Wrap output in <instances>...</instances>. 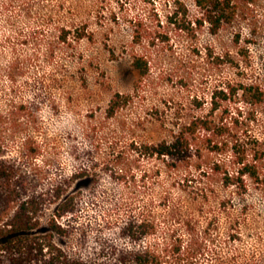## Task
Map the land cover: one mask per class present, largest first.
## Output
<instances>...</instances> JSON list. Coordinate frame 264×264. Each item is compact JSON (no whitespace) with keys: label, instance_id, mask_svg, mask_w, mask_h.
<instances>
[{"label":"rangeland","instance_id":"374dc122","mask_svg":"<svg viewBox=\"0 0 264 264\" xmlns=\"http://www.w3.org/2000/svg\"><path fill=\"white\" fill-rule=\"evenodd\" d=\"M175 1L195 17L193 0H0V159L16 171L15 203L33 197L43 224L54 188L74 197L75 230L60 245L97 256L147 246L162 264H264V187L248 182L239 194L217 176L200 179L192 161L139 155L207 112L225 82L264 89V0L196 39L179 28ZM209 50L229 62H208ZM136 54L150 62L140 83ZM115 93L131 99L108 117ZM227 105L239 133L264 144V100ZM130 216L153 226L141 242L123 232Z\"/></svg>","mask_w":264,"mask_h":264},{"label":"trees","instance_id":"16d2710c","mask_svg":"<svg viewBox=\"0 0 264 264\" xmlns=\"http://www.w3.org/2000/svg\"><path fill=\"white\" fill-rule=\"evenodd\" d=\"M252 0H193L197 13L189 19V9L182 1H175L174 15H180L179 28L196 39L205 25L211 35L232 24L240 4ZM83 35H78L77 40ZM134 42H140L136 35ZM194 55L198 51L193 48ZM208 62H229L228 55L205 53ZM131 70L140 83L150 72L146 55H134ZM239 97L257 104L264 100V89L256 84H235L227 81L211 92L209 109L192 116L185 123L176 125L168 139L141 145L139 155L145 158L185 160L194 162L200 179L217 176L223 187H234L239 194L246 192L248 182L264 187V144L251 133H239L238 119L229 111L228 103ZM129 95L115 93L110 99L106 113L112 117L130 101ZM197 100V99H196ZM194 101L202 110L203 103ZM229 153L231 161L221 157ZM206 167L207 169H205ZM82 174V173H79ZM82 176V175H80ZM16 171L0 159V264H162L154 250L147 246L114 248L104 255H94L81 243L60 245L59 240H69L74 228V212L77 203L67 189L53 190L54 208L43 224L41 206L33 197L15 203ZM17 194V195H16ZM11 205L15 209L11 210ZM149 221L130 216L124 234L133 242H141L151 234Z\"/></svg>","mask_w":264,"mask_h":264}]
</instances>
